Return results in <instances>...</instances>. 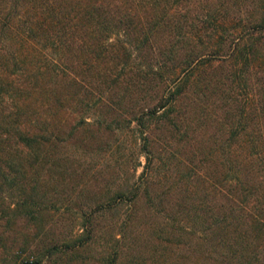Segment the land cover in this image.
I'll return each instance as SVG.
<instances>
[{
	"label": "trees",
	"instance_id": "1",
	"mask_svg": "<svg viewBox=\"0 0 264 264\" xmlns=\"http://www.w3.org/2000/svg\"><path fill=\"white\" fill-rule=\"evenodd\" d=\"M159 30H164L169 41L159 50V65H151L150 69L166 67L164 58L173 60L177 48L183 49V55L176 64L167 65L164 74L159 70L164 91L133 117L134 127L145 139L141 170L128 186L114 189L90 210L81 209L77 231L62 235L60 241L36 245L31 258H21L13 264H41L43 258L58 250V244L69 252L77 251L95 236V215L122 205L130 206L131 212L140 193L151 198L146 187L139 190L147 183L152 167L147 147L149 119L162 117L177 128L181 124L177 108L180 96L186 86L200 79L195 72L213 67L215 59L228 61L229 71L241 85L246 84L242 66H259L264 71V0H0V202L4 201L1 191H6L9 200L15 196L13 205L9 206V201L3 207L28 219H38L39 214L50 210L33 197L39 184L26 178L30 167L41 162L37 146L48 139H62L60 127L51 126V113L30 123L39 111L33 105L34 91H41L45 99L53 93V100L61 105L56 89L62 77L65 75V81L72 85L80 81L73 66L65 71L64 60L69 52V57H75L74 50L91 48L95 60L108 56L127 62L139 56L137 52L149 36ZM46 75L54 78L52 86L44 85ZM208 80L204 75L202 84ZM71 100L79 118L82 110L92 104L76 95ZM252 100L250 105L246 101L241 104L244 109L238 119L229 121V126H235L231 132L239 139L225 141L222 165L229 185L226 203L212 211L207 222L195 219L186 226L178 220L170 222L176 232L189 233L194 252L191 264H264L263 82L258 83ZM248 108L250 111H245ZM251 120L252 128L248 126ZM4 139H14L24 148L23 154L8 149ZM20 155L23 156L19 158ZM128 217L114 223L108 236L110 244L99 257L102 264L122 263L125 238L132 241ZM128 248L134 250L132 246ZM151 250L147 258L153 261L155 249ZM132 259L125 261L136 264Z\"/></svg>",
	"mask_w": 264,
	"mask_h": 264
},
{
	"label": "rangeland",
	"instance_id": "2",
	"mask_svg": "<svg viewBox=\"0 0 264 264\" xmlns=\"http://www.w3.org/2000/svg\"><path fill=\"white\" fill-rule=\"evenodd\" d=\"M167 37L164 30L153 32L137 52L139 56L127 62L108 56L95 60L91 48L74 50L75 57H69V52L64 60L65 71L73 66L80 81L72 85L65 81V75L62 77L56 89L61 105L53 100V93L45 99L41 91H34L33 105L39 111L30 123L51 113V126L60 127L62 138L48 139L37 146L41 164L31 166L26 175L30 183L39 184L34 199L50 210L39 214L38 219H28L3 207L9 201V206L13 205L16 197L9 200L6 191H1L4 201L0 202V264L31 258L36 245L60 241L62 235L77 231L81 209L90 210L111 191L134 180L144 161L141 146L145 139L134 127L133 117L164 91L159 70L164 74L165 68L176 64L183 55V49L177 48L173 60L164 58L166 67L150 69L151 65H159V50L168 43ZM219 59L213 61V67L197 70L195 77L200 79L185 87L177 106L181 117L177 128L162 117L149 119L146 131L152 167L147 183L139 190L146 187L151 198L140 193L131 212L127 205L103 210L93 216L95 236L85 247L69 252L58 244V250L43 258L41 264H102L99 257L110 244L108 236L114 223L128 216L132 241L125 238L127 242L122 248L126 253L121 264H128L125 260L133 255L136 264H158L155 259H160V264H191V237L187 232H176L170 222L178 220L185 226L195 219L207 222L208 215L226 203L229 185L222 165L225 141L239 139L238 134L231 132L234 125L229 126V121L242 114V103L253 102L258 83L263 82L264 86L261 67L242 66L246 84L241 85L229 71L230 63ZM204 75L209 78L206 85L202 84ZM46 77L44 85L52 86L54 78ZM75 95L92 102L82 110L80 118L71 100ZM248 126L252 128V120ZM4 143L9 145L8 149L23 154L24 148L14 139H4ZM152 247L156 256L153 261L147 258Z\"/></svg>",
	"mask_w": 264,
	"mask_h": 264
}]
</instances>
